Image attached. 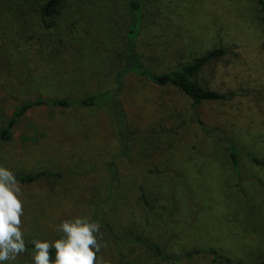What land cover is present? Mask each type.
Wrapping results in <instances>:
<instances>
[{"label": "rangeland", "instance_id": "1", "mask_svg": "<svg viewBox=\"0 0 264 264\" xmlns=\"http://www.w3.org/2000/svg\"><path fill=\"white\" fill-rule=\"evenodd\" d=\"M0 0V129L38 98L80 100L115 86L130 23L128 0ZM137 52L155 73L216 48L229 56L199 75L236 95L199 106L179 89L130 74L119 95L125 154L104 109H30L0 137V167L62 172L20 183L28 251L5 264H33L31 241L60 238L66 219L100 224L103 264H260L264 260V27L253 0H143ZM204 122V126L199 124ZM229 143L241 151L237 177ZM159 245L177 260L136 241ZM200 251L192 259L187 253ZM219 259L214 260L212 252Z\"/></svg>", "mask_w": 264, "mask_h": 264}, {"label": "trees", "instance_id": "2", "mask_svg": "<svg viewBox=\"0 0 264 264\" xmlns=\"http://www.w3.org/2000/svg\"><path fill=\"white\" fill-rule=\"evenodd\" d=\"M65 0H48L43 8L42 14L44 18H52L56 16L62 7ZM259 9L261 24L264 27V0H253ZM128 10L130 16V23L126 33V44H125V56L122 67L117 71L115 75V86L110 91L104 94H94L80 100H66V99H46L38 98L33 102L25 103L21 105L18 110L10 117L6 127L0 129V137L3 141L10 140L12 131L18 124L19 120L25 116V114L34 107L48 106L60 109H68L73 106L80 107H93L96 109H104L109 115V119L112 120L115 127V133L120 146V154L124 155L127 144V124L126 114L119 100V95L123 91V80L130 74L136 75L141 78H146L152 84L160 87L172 86L179 89L189 99L193 101V104L199 106L205 102H220L226 101L233 98L236 94L234 92L229 94L219 93L203 86L198 78L200 73L219 60L225 59L229 56L226 48H216L208 52L204 57L195 59L193 62L187 63L179 68L171 70L169 72L155 73L150 66H148L139 52H137V44L139 36L143 26V0H128ZM264 48V47H263ZM199 124L204 126V122L199 120ZM229 154L230 159L234 167V171L239 177V157L241 151L233 143H229ZM248 158L254 164L264 167V160L258 159L253 154L248 153ZM15 177L20 183H34L43 178H61L65 174L62 172L55 171H40L36 173H23L15 172ZM264 189V184L261 183ZM136 241L142 246L150 249L157 256L165 259L177 260L181 256H169L162 252V248L154 243L145 241L142 238H135L128 240L124 244ZM34 245L30 247V251ZM212 252L214 260L217 261L219 257L216 252ZM200 251H194L185 254L184 256L192 259L193 256ZM52 259L55 258V250L51 253ZM264 264V260L260 263Z\"/></svg>", "mask_w": 264, "mask_h": 264}, {"label": "clouds", "instance_id": "3", "mask_svg": "<svg viewBox=\"0 0 264 264\" xmlns=\"http://www.w3.org/2000/svg\"><path fill=\"white\" fill-rule=\"evenodd\" d=\"M15 174L0 167V264L28 251L23 238V202ZM60 238L53 242L33 240V264H103L98 257L103 247L100 224L87 217L63 220L56 228ZM55 250V258L51 253Z\"/></svg>", "mask_w": 264, "mask_h": 264}]
</instances>
